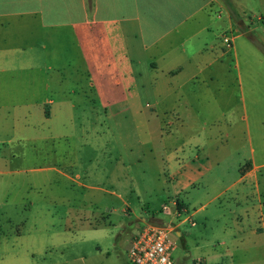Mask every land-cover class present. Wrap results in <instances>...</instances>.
Listing matches in <instances>:
<instances>
[{"label":"rangeland","instance_id":"374dc122","mask_svg":"<svg viewBox=\"0 0 264 264\" xmlns=\"http://www.w3.org/2000/svg\"><path fill=\"white\" fill-rule=\"evenodd\" d=\"M219 1L230 12L219 11L222 19L213 25L212 38L219 39L222 33L223 48L230 51L234 39L249 30V20L231 16V0ZM198 5V1L192 4L195 8ZM145 9L142 24L156 22L150 6ZM165 10L158 14L160 30H165V23L161 22ZM203 16L204 13L200 14L198 20L204 22ZM226 16H231L230 24ZM205 36L200 34L187 44L190 51L185 55L192 63L187 79L201 69L204 59L196 51ZM226 36L233 40L231 47L223 41ZM129 38L132 44L138 42L135 34H129ZM179 43L174 44L176 52L184 55L185 48ZM241 43L245 46L251 42L243 36L238 40L243 61L250 62L252 58L243 51ZM17 45L19 41L9 33L0 38V264H44L41 253L49 245L45 242L46 234L53 232L61 233L64 243L53 251L54 256L61 258V264H73L71 260L80 255L94 253L97 244L89 241L88 229L82 226L97 225L104 216L110 222L116 221L119 213L112 215L106 209L123 205L121 200L139 209L138 214L142 208L143 215L164 218L159 208L173 195L165 157L172 148L190 139L199 138L209 152L204 163L214 165L212 180L213 176H224V186L238 173L253 171L257 184L264 190V82L262 77L251 81L244 68L247 89L243 94L232 62L234 57L227 58V65L202 70L197 75L201 83L187 85L180 99L173 95L157 105V93L150 85L155 75L149 66L152 51L136 53L138 64L117 69L121 88L116 93L107 88L99 101L96 89L88 87L86 79V71L98 75V69L88 68L75 39L61 36L47 51L35 48L25 55H11L9 51H15ZM255 72L261 76L264 68L257 66ZM205 80L209 86L203 88ZM254 87L256 91L252 92ZM127 95L133 101L139 99L133 111L122 106ZM49 99L62 105L44 104ZM71 105L73 117L67 114ZM176 105L184 121L178 129L175 127L181 124V118L173 116L172 110ZM42 108L47 117L53 108L62 109L64 114L55 113L47 120ZM172 130L174 134L170 135ZM94 143L99 148L91 149ZM253 150L256 164L251 161ZM186 152L189 160L196 161L197 149L187 148ZM71 160L78 161L77 170L70 168ZM53 169L72 175L78 171L85 185L113 187L123 199L82 188ZM90 170L94 176L88 179L86 173ZM206 183L207 179L203 180L201 191L206 190ZM120 184L125 187L123 190L118 188ZM110 229L114 236L107 241L108 246L112 243L113 259L117 257V264H128L127 230ZM137 231L134 228L131 233L136 235ZM171 237L179 242L174 264H183L184 260L192 264L190 258L184 257L185 248L180 240L174 234ZM255 248L253 256H238V263L264 264V248Z\"/></svg>","mask_w":264,"mask_h":264},{"label":"crops","instance_id":"0c3cea01","mask_svg":"<svg viewBox=\"0 0 264 264\" xmlns=\"http://www.w3.org/2000/svg\"><path fill=\"white\" fill-rule=\"evenodd\" d=\"M197 1L199 5L195 8L192 4H196ZM231 4L234 8L232 12L237 14L238 19L248 18L249 30L234 39L230 51L223 48L222 33L218 35L219 39L212 38L215 34L213 25L222 19L219 11L228 12L219 0H0V38L9 33L19 41L15 51H9L11 55L15 53L25 55L30 49L35 48L47 51L51 44L58 43L61 36L75 39L88 68L98 69V75H93L90 70L86 71L88 74L86 79L88 87L96 89L99 101L107 88L113 92L121 88L122 84L116 70L138 64L140 59L136 53L149 51L154 54L149 61V66L155 71L150 85L157 93L155 96L157 105L173 95L180 99L182 90L187 85L201 83L197 75H201L202 70L215 65H227L229 63L227 58L230 56L235 58L232 62L237 72V81L242 93L245 94L247 84L244 68L247 69L246 76H249L251 81L256 82L262 77L264 82V72L261 76L255 72L257 66L264 68V0H231ZM147 5L150 6L151 13H155L156 22L151 20L150 24H142ZM164 8L166 14L162 16L161 22L165 23V30H160L158 14ZM202 13L204 22L203 19L198 20ZM231 16L233 17L232 13ZM231 16H226L227 24L231 23ZM196 21L199 22L192 25ZM129 34H135L138 42L130 43ZM200 34L206 35V38L196 53L204 61L200 64L201 69L198 73L187 79L186 75L192 65L190 58L185 55L190 51L187 44ZM242 36L251 42L245 46L240 44L243 51L252 58L246 63L238 46V40ZM178 37L182 38L179 40ZM187 37L189 38L183 39ZM180 41V46L185 48L182 50L184 55L177 53V48L174 47V44ZM1 63L0 60V65ZM206 82L203 81L204 86L201 87H208L209 84ZM121 91L123 93L125 89L122 88ZM255 91V87L252 88V92ZM124 97L126 101L122 105L123 108L135 110L139 99L133 101L129 95ZM47 103L53 106L62 105L53 99L47 100L44 104ZM73 107L71 105V110H67L70 117L74 115ZM177 108L178 105L172 109L173 116L181 118V124L176 126V129L184 126L181 111H177ZM42 110L47 120L53 118L55 113L60 116L64 114L62 109L53 108L49 110L50 116L47 117L45 108ZM173 134L172 130L170 135ZM90 147L93 150L99 148L98 143ZM191 147L197 149L199 153L196 161L188 158L186 149ZM171 150L173 151L167 153L165 157L170 170L169 180L172 183L173 194L168 201L177 202L176 211L179 213L177 216H166L161 213V206L165 201L159 208V214L164 218H159L155 214L143 215L142 208L138 214L139 209L132 207L126 200H121L123 198L113 187L104 189L85 185L81 182L84 177L78 171L72 175L59 169L52 170L82 188L99 191L106 196L120 199L123 203L106 209L112 215L119 213L116 220L118 223L110 222L108 216H104L97 225L90 223L87 227L82 226L88 229L86 233L90 236L89 241L97 244L95 252L89 255L82 254L70 263L117 264V257L113 259L111 251L112 243L108 246L107 240L112 241L114 236L113 230L109 228L125 227L127 235L130 236L131 247L145 222L172 223L175 226L173 234L185 248L184 257L190 258L192 264H245L238 263V256L247 257L248 254L253 256L255 246L264 248V190L257 184L253 171L240 172L223 186L224 176L217 175L211 179L210 173L214 170V165L204 163L209 152L205 150V145L199 138L184 141ZM253 153L254 150L251 161L256 164ZM192 163L199 165L192 166ZM78 165L77 160L69 162L72 170H77ZM93 176L91 170L86 173L88 179ZM205 179L206 190L201 191L200 187ZM210 187L214 189L210 190ZM118 188L123 190L125 187L120 184ZM134 228L138 230L136 235L131 233ZM70 241H73V238H70ZM45 242L49 245L41 253L44 264H61V258L53 255V251L64 244L61 233L46 234ZM102 243L105 244L104 247L101 246ZM176 243L178 249L179 242ZM189 261L184 260L183 264H189Z\"/></svg>","mask_w":264,"mask_h":264},{"label":"built area","instance_id":"2783aa9c","mask_svg":"<svg viewBox=\"0 0 264 264\" xmlns=\"http://www.w3.org/2000/svg\"><path fill=\"white\" fill-rule=\"evenodd\" d=\"M223 41L226 46H232L233 40L230 37H224ZM176 209L175 200L165 201L161 213L177 216L179 213ZM174 232L175 226L172 223L145 222L128 250L129 264H174L173 255L177 249V243L171 237Z\"/></svg>","mask_w":264,"mask_h":264},{"label":"trees","instance_id":"16d2710c","mask_svg":"<svg viewBox=\"0 0 264 264\" xmlns=\"http://www.w3.org/2000/svg\"><path fill=\"white\" fill-rule=\"evenodd\" d=\"M231 13H232L234 18L238 19V16H237V14L235 12H231Z\"/></svg>","mask_w":264,"mask_h":264}]
</instances>
